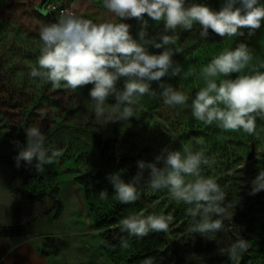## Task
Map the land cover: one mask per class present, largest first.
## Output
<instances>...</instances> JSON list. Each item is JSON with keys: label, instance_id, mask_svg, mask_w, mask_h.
<instances>
[{"label": "rangeland", "instance_id": "obj_1", "mask_svg": "<svg viewBox=\"0 0 264 264\" xmlns=\"http://www.w3.org/2000/svg\"><path fill=\"white\" fill-rule=\"evenodd\" d=\"M40 1L0 0V165L10 168L12 182L19 177L27 164L20 161L17 167V156L23 149L18 141L26 142V127L39 125L46 136L45 147L60 149L63 155L42 173L33 161L35 174L27 177L24 187L57 198L60 206L50 209L47 196L34 200L16 195L14 209L1 208L2 225L33 221L21 234H0V264H120L103 249L101 234L106 228L119 227L122 218L141 212L145 216L171 214L174 220L165 233L190 260L220 255L219 264H232L220 249L226 250L242 237L249 248L236 264H264V191L249 194L252 180L264 170V120H256L258 136L243 130L225 131L216 123L206 125L196 120L189 107L168 106L161 98L151 96L141 98L135 116L128 121L107 123L103 116L97 118L95 102L88 95L92 85L76 91L63 84L54 88L50 82L29 75L31 67H38L42 46L39 28L60 17L51 10L52 4L95 23H128L131 34L139 32L140 23L134 18L121 21L104 8L103 0H48L45 14L35 8ZM157 25L163 22L149 24ZM243 31V36L221 38L209 29L204 39L198 24L191 31L179 28L180 40L172 47L192 50L184 51L183 61L177 64L184 71L194 69L195 75L187 79L165 76L162 82L194 97L205 86L200 72L211 59L239 43L249 47L251 35ZM117 87H123V79ZM152 87L159 93L158 82ZM107 102L115 103L114 97ZM40 110L46 113L43 120ZM197 139L202 144H196ZM184 145L202 148L206 156L214 158L211 168L203 166V175L217 180L226 196L224 206L234 213L232 219L224 220L220 232L204 236L189 232L193 220L186 214L188 205L173 200L167 189L153 192L146 180L138 186L140 198L135 203L121 204L113 199L115 190L109 178L113 173L124 169L122 179L128 182L138 171L137 161L155 162L163 148L182 151ZM87 174L99 176L88 187L89 198L80 182V177ZM144 176L146 179L148 170ZM101 191H107L106 200L100 199ZM111 212H116L114 224L97 227V222Z\"/></svg>", "mask_w": 264, "mask_h": 264}, {"label": "clouds", "instance_id": "obj_2", "mask_svg": "<svg viewBox=\"0 0 264 264\" xmlns=\"http://www.w3.org/2000/svg\"><path fill=\"white\" fill-rule=\"evenodd\" d=\"M103 5L121 21L136 19L140 23L138 39L133 38L128 23H95L65 11L56 22L40 26L42 46L38 67H31L29 75L50 82L54 88L63 84L76 91L92 85L88 95L95 102V115L103 116L107 123L128 121L135 116V106L141 98L151 96L161 98L168 106L189 107L192 116L206 125L216 123L225 131L243 130L248 135H259L256 120H264V71H261L264 62L253 63L247 44L224 49L211 59L200 72L205 86L194 97L163 83L162 78L187 79L195 75L194 69L184 71L174 63L172 58L181 49L172 47L177 38L168 33H175L177 28L191 31L198 24L199 35L204 39L209 29L221 38L243 36L244 29L252 35L264 23V4L260 0H224L219 10L188 0H103ZM145 16L154 22L162 21L163 31L149 36ZM149 46L162 51L150 53ZM233 73H238L236 78H229ZM121 79L123 87L118 88ZM153 82L159 83V93L152 87ZM109 97H114L115 103L109 104ZM39 116L43 120L46 113L40 110ZM24 131L26 146L17 156V167L20 161L27 165L35 161L36 170L42 173L63 155L60 149L45 147L46 136L39 125L26 127ZM195 143L202 141L197 139ZM214 163V158L206 156L202 148L184 145L179 151L165 147L155 162L137 161L138 171L130 181L122 179L124 169L113 173L109 177L115 190L113 199L121 204L135 203L140 198L138 186L146 180L153 192L167 189L173 200L188 205L186 214L193 220L189 232L202 236L220 232L224 220L232 219L234 213L224 206L226 196L217 180L203 175V166L211 168ZM145 170H148L146 179ZM261 191H264V170L252 180L249 194ZM99 197L106 200L107 191H101ZM173 220L171 214L145 216L141 212L122 218L119 227L128 236L143 238L150 232L169 231ZM121 246L129 247L126 239ZM248 248V241L240 237L220 252L236 264ZM142 264H154V258L146 257Z\"/></svg>", "mask_w": 264, "mask_h": 264}, {"label": "trees", "instance_id": "obj_3", "mask_svg": "<svg viewBox=\"0 0 264 264\" xmlns=\"http://www.w3.org/2000/svg\"><path fill=\"white\" fill-rule=\"evenodd\" d=\"M139 23H136V26ZM140 28V27H139ZM140 30V29H139ZM247 30V29H245ZM163 31V25L149 26L148 33L149 36H155L157 33ZM248 31V30H247ZM179 28H177L175 33H168L169 35H175L177 38L176 43L178 44L180 40L181 33L179 36L177 33ZM133 38L138 39V33L132 34ZM252 36V35H251ZM193 47V46H192ZM150 53L157 54L161 49H156L152 46L148 47ZM192 49L186 48L184 51H190ZM184 51L181 50L180 53H176L173 56V61L175 64L183 61ZM157 85V83L155 84ZM157 88V86H155ZM19 144L24 148L26 146L25 141H18ZM34 164V163H33ZM32 165H27L19 174V177L11 183L12 192L21 197L27 199L40 200L44 197H49L51 199L50 209L58 208L60 202L57 198L53 196H48L43 192L32 193L24 187V182L27 177L34 175L35 171H32ZM98 175H84L80 177V182L84 186L85 196L89 198L88 187L98 178ZM116 212H111L109 215L101 218L96 226L97 227H108L113 225L115 222ZM33 219L24 221L18 225H2L0 224V234L2 235H17L21 234L25 228L31 224ZM126 239L129 247L123 248L121 246L122 240ZM101 245L103 249L112 256L120 264H142V261L146 257H153L154 264H219L222 260V256H215L206 259L190 260L186 258L183 253H181L171 242L168 235L165 232H150L147 236L143 238H137L134 236H128L127 233L121 232L120 227L106 228L101 234Z\"/></svg>", "mask_w": 264, "mask_h": 264}, {"label": "crops", "instance_id": "obj_4", "mask_svg": "<svg viewBox=\"0 0 264 264\" xmlns=\"http://www.w3.org/2000/svg\"><path fill=\"white\" fill-rule=\"evenodd\" d=\"M188 2L204 3L215 10H219L224 0H188ZM260 3L264 4V0H260ZM145 19H148L149 24L162 23V21L154 22L147 16H145ZM249 51L253 55V63L264 62V23L252 34ZM11 183L10 168L0 165V209L5 208L11 210L17 205L18 197L12 192Z\"/></svg>", "mask_w": 264, "mask_h": 264}, {"label": "water", "instance_id": "obj_5", "mask_svg": "<svg viewBox=\"0 0 264 264\" xmlns=\"http://www.w3.org/2000/svg\"><path fill=\"white\" fill-rule=\"evenodd\" d=\"M47 1L48 0H41L38 4L35 5V8L41 14H45L46 13L45 6L47 4ZM252 153H253V150L249 153L248 158H250L252 156Z\"/></svg>", "mask_w": 264, "mask_h": 264}, {"label": "built area", "instance_id": "obj_6", "mask_svg": "<svg viewBox=\"0 0 264 264\" xmlns=\"http://www.w3.org/2000/svg\"><path fill=\"white\" fill-rule=\"evenodd\" d=\"M51 10L56 11L59 15H61L63 12L68 11L67 8L63 6H59L58 4H52L50 6Z\"/></svg>", "mask_w": 264, "mask_h": 264}]
</instances>
